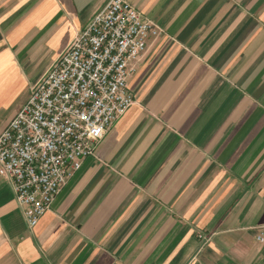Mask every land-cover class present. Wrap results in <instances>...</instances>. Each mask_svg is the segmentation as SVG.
Instances as JSON below:
<instances>
[{
	"label": "crops",
	"instance_id": "crops-1",
	"mask_svg": "<svg viewBox=\"0 0 264 264\" xmlns=\"http://www.w3.org/2000/svg\"><path fill=\"white\" fill-rule=\"evenodd\" d=\"M125 1L135 103L32 230L0 176V264H264V0ZM107 2L0 0V134Z\"/></svg>",
	"mask_w": 264,
	"mask_h": 264
},
{
	"label": "built area",
	"instance_id": "built-area-1",
	"mask_svg": "<svg viewBox=\"0 0 264 264\" xmlns=\"http://www.w3.org/2000/svg\"><path fill=\"white\" fill-rule=\"evenodd\" d=\"M161 29L125 0H108L34 86L0 134V176L30 230L135 103L129 79ZM264 244V227L257 236Z\"/></svg>",
	"mask_w": 264,
	"mask_h": 264
}]
</instances>
